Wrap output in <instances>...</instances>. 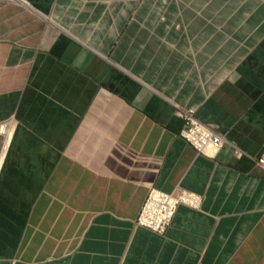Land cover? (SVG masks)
Listing matches in <instances>:
<instances>
[{
  "label": "crops",
  "instance_id": "crops-1",
  "mask_svg": "<svg viewBox=\"0 0 264 264\" xmlns=\"http://www.w3.org/2000/svg\"><path fill=\"white\" fill-rule=\"evenodd\" d=\"M3 126L0 264H264V0H0Z\"/></svg>",
  "mask_w": 264,
  "mask_h": 264
},
{
  "label": "built area",
  "instance_id": "built-area-1",
  "mask_svg": "<svg viewBox=\"0 0 264 264\" xmlns=\"http://www.w3.org/2000/svg\"><path fill=\"white\" fill-rule=\"evenodd\" d=\"M195 110V108L177 106L176 113L184 119L185 123L181 136L192 144L198 153L216 156L229 141L216 125L200 121L195 115ZM3 128L5 126L1 128V134H5L2 131ZM239 154L242 152L239 151ZM258 163L264 166V155L258 159ZM201 203V195L182 188H177L171 193L152 188L136 223L159 234H164L180 204L198 208Z\"/></svg>",
  "mask_w": 264,
  "mask_h": 264
},
{
  "label": "bare ground",
  "instance_id": "bare-ground-1",
  "mask_svg": "<svg viewBox=\"0 0 264 264\" xmlns=\"http://www.w3.org/2000/svg\"><path fill=\"white\" fill-rule=\"evenodd\" d=\"M2 131L5 132V133H7V132H6V128H3ZM7 146H8V145H7ZM204 236H205V235H204Z\"/></svg>",
  "mask_w": 264,
  "mask_h": 264
}]
</instances>
